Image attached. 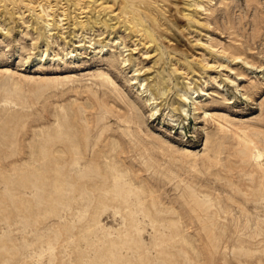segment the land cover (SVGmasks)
I'll return each instance as SVG.
<instances>
[{
	"label": "rangeland",
	"instance_id": "1",
	"mask_svg": "<svg viewBox=\"0 0 264 264\" xmlns=\"http://www.w3.org/2000/svg\"><path fill=\"white\" fill-rule=\"evenodd\" d=\"M256 150L264 0H0V264H264Z\"/></svg>",
	"mask_w": 264,
	"mask_h": 264
},
{
	"label": "bare ground",
	"instance_id": "2",
	"mask_svg": "<svg viewBox=\"0 0 264 264\" xmlns=\"http://www.w3.org/2000/svg\"><path fill=\"white\" fill-rule=\"evenodd\" d=\"M112 27H114V25H113ZM149 34L151 35V32H150V31H149ZM254 156H255L256 158H258V159H261V158L264 157V154H263V152H262L261 150H256V151L254 152Z\"/></svg>",
	"mask_w": 264,
	"mask_h": 264
}]
</instances>
